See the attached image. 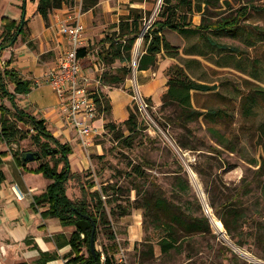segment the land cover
<instances>
[{
  "label": "rangeland",
  "instance_id": "obj_1",
  "mask_svg": "<svg viewBox=\"0 0 264 264\" xmlns=\"http://www.w3.org/2000/svg\"><path fill=\"white\" fill-rule=\"evenodd\" d=\"M93 2L87 0L88 5ZM263 5L264 0H221L217 7L208 9L204 19L215 23L247 6L248 15L235 31H208L207 35L221 48L212 47L199 33L165 32L178 55L173 59L161 55L158 64L166 66L165 71L179 65L198 84L215 87L205 93L192 92V107L203 113L222 109L226 115L210 125L202 117L182 123L177 106L162 105L164 84L153 96L144 94L140 88L147 108L146 112H140L132 100L129 109L136 113L140 130L129 137L133 140L131 147L117 143L103 127V133L93 138V145L87 150L88 166L67 185V195L73 200L81 198L82 190L88 193L104 187L116 200L106 206V222L97 225L95 249L114 255L115 261L123 254V264L264 263V169L258 130L264 121V106L248 117L241 114L239 107L241 97L248 91L264 88V12L253 9ZM122 6L126 12L129 5ZM133 6L150 11L146 24L156 18L159 8L158 0ZM201 20V14L196 13L192 24L198 26ZM103 25L108 30L113 26L109 17ZM142 43L136 41L132 54L136 49L142 50ZM97 44L98 41L90 49L93 60ZM9 89L13 92V86ZM128 91L133 97L130 87ZM4 103L10 106L7 101ZM101 117L105 118L99 114L98 118ZM115 124L121 126L126 138L128 132L122 122ZM210 127L227 134V140L235 141L237 152L217 145ZM97 146L99 151L95 149ZM17 148L25 153L39 151L29 138L14 145V150ZM134 167L143 172L142 177L133 173ZM176 177L187 183V192L180 193L174 188ZM158 198L185 207L192 216H205L209 231L179 230L177 249L162 253L161 225L168 223V219L155 209L143 208V204L153 205ZM111 209L116 210L115 216H111ZM122 211L126 212L123 216ZM212 218L221 222L222 231ZM112 235L114 240L110 239ZM83 252L86 255L85 249Z\"/></svg>",
  "mask_w": 264,
  "mask_h": 264
},
{
  "label": "trees",
  "instance_id": "obj_2",
  "mask_svg": "<svg viewBox=\"0 0 264 264\" xmlns=\"http://www.w3.org/2000/svg\"><path fill=\"white\" fill-rule=\"evenodd\" d=\"M147 0H130L129 4L144 3ZM221 0H161L156 18H154L148 29L145 30L146 20L150 11L128 6L127 13L119 17L116 25L106 32L104 37L97 44L96 59L101 65L102 73L99 77V88L94 92L92 98L97 108L98 115H104V129L108 130L114 136L117 143L126 144L130 148L133 140L130 136H135L140 130V123L133 109H129L128 117L122 121L124 129L128 136L124 138L121 126L115 122L107 120L111 112V103L109 98L102 93L101 88H120L126 79L132 74L131 60L132 51L136 41L142 38V54L137 61L136 72L147 71L156 67L158 57L163 55L168 58H176L177 52L170 45L165 37L167 30L178 32L179 34L199 33L200 38L208 42L212 47L221 48L208 35L211 32H228L235 31L240 22L248 15L247 6L236 11L235 15L213 23L206 21L208 9L215 8ZM98 0H94L92 5L87 4V0L82 1L81 11H87L97 5ZM229 5L227 1L224 2ZM75 0H38L36 13L41 17L46 25L49 22V16L55 10L63 7L72 8ZM251 7V6H250ZM264 12L262 7H253ZM201 14V23L198 26L192 24L194 14ZM2 33L0 34V142L7 146L16 145L27 138L39 149L41 155L40 161L35 168H28L27 163L22 157L25 152L18 150L11 151L17 166L24 172L41 174L49 184L46 190L39 196L33 198L34 206H45L40 215L42 218L58 219L63 227H74L75 230L67 241H61L63 236L56 238L57 248L70 246V253L66 264H117L114 255H108L105 252L95 249L91 252L90 235L91 228L87 230L88 239L85 241L82 231L76 227L77 222L89 217L96 224L94 234L95 242L97 241V225L106 222L107 216L105 209L107 205L115 203L113 194H109L107 189L101 188L86 193L82 190L81 198L73 200L67 195V185L69 181L78 179V173L71 170L69 155L72 149L68 144L60 143L48 131L46 122L38 119L30 112L19 107L17 97L27 95L31 91L32 82L24 79L21 74L13 68H10L11 60L2 64V53L12 47L19 35L24 32L26 21L13 22L7 18H2ZM90 53V48H82L77 52L79 59L85 58ZM119 64V66H116ZM167 83L166 91L161 95L162 105H175L179 108V121L182 123L191 122L203 118L207 124L220 122L225 117L224 110L210 109L207 112H199L192 107V92L205 93L213 91L215 87H209L198 84L189 78L183 67L173 65L166 71ZM9 86H13V92ZM7 101L10 106L4 102ZM263 102V104H261ZM264 106V88L260 87L241 97L239 107L241 114L248 117L257 112L260 107ZM260 146L263 150L261 156L262 169H264V121L258 126ZM209 132L215 139V143L222 148L234 153L237 152L235 141L227 140V134L220 133L214 127L209 128ZM229 135V134H228ZM234 135V134H233ZM234 135V139H236ZM191 149V148H190ZM47 150H56L47 154ZM8 152H0V183L5 180L2 171L3 160ZM257 163L256 161H251ZM133 173L142 177L141 170L134 167ZM174 188L180 192L188 191V185L185 181L175 178ZM118 192V190H117ZM264 192V191H263ZM118 194V193H116ZM103 197H106L104 200ZM143 208L156 210L168 219V223L161 225L164 231V237L160 240L159 246L162 253H168L177 249L178 236L177 232L183 229L188 232L203 233L209 231L208 219L205 216H192L187 213L185 207L179 206L166 198H158L152 205L150 202L143 204ZM188 210V209H187ZM91 212L93 214H91ZM125 211L120 213L125 215ZM111 216L116 215V210L111 209ZM160 220H157V223ZM110 239L114 240L112 235ZM85 249L86 255L83 252ZM58 255L54 253H40V262L46 263L57 259Z\"/></svg>",
  "mask_w": 264,
  "mask_h": 264
},
{
  "label": "crops",
  "instance_id": "obj_3",
  "mask_svg": "<svg viewBox=\"0 0 264 264\" xmlns=\"http://www.w3.org/2000/svg\"><path fill=\"white\" fill-rule=\"evenodd\" d=\"M111 1L117 3L111 5ZM37 2L38 0H0V34L3 30L2 18L17 23L26 21L24 32L18 36L12 47L2 53V64L11 60L10 68L32 82L31 91L17 97L19 107L44 120L53 137L71 147L72 153L68 157L71 170L80 173L89 164L88 149L81 147L74 132L63 123L57 109V97L44 82V74L56 66L60 53L68 47L66 39L59 31V25L61 22H72L78 17L85 27L83 48L91 49L96 41L99 42L110 31L105 29L103 22L109 17L111 24L116 25L119 17L127 13L122 4L134 6L129 4V0H98L97 5L84 12L76 6H65L53 11L46 25L36 13ZM90 53L82 59V65L93 77L99 69L97 59L93 60ZM165 68L166 66L158 64L157 61L154 69L137 72V82L144 94H158L162 84L166 88ZM128 83L127 80L121 88H101L111 103L108 118L111 122H122L128 117L132 104ZM104 123L102 117L96 119L94 126L97 128V135L103 133ZM95 149L99 151V146ZM11 151H15L14 145L7 146L0 142V152H8L2 165L5 180L0 183V264H66L70 246L57 248L56 238L64 237L58 240L59 243L67 241L75 228L63 227L55 218L41 217L40 213L46 207H33V198L46 190L49 181L41 174L22 171ZM27 167L33 169L36 166L28 164ZM41 252H56L58 257L41 263Z\"/></svg>",
  "mask_w": 264,
  "mask_h": 264
},
{
  "label": "built area",
  "instance_id": "obj_4",
  "mask_svg": "<svg viewBox=\"0 0 264 264\" xmlns=\"http://www.w3.org/2000/svg\"><path fill=\"white\" fill-rule=\"evenodd\" d=\"M82 1L75 0L74 6L78 7L80 11ZM160 5L161 0H158V7ZM78 19L76 17L72 22L60 23L59 31L66 39L68 47L60 53L56 66L44 74V82L51 87L57 97V109L63 123L74 132L81 147L88 149L93 144V138L98 134L97 128L94 126L98 113L92 95L100 86L99 77L103 70L97 62L99 71L92 77L84 70L82 59L77 56L78 50L83 48L85 32L84 25ZM150 23L146 24L145 30L148 29ZM140 40L142 41V38H139ZM141 54L142 50L139 51V49H136L132 54V74L128 78V82L133 91L132 100L137 109L140 112H146L147 104L136 78L137 61ZM116 263H124L123 254L116 260Z\"/></svg>",
  "mask_w": 264,
  "mask_h": 264
},
{
  "label": "water",
  "instance_id": "obj_5",
  "mask_svg": "<svg viewBox=\"0 0 264 264\" xmlns=\"http://www.w3.org/2000/svg\"><path fill=\"white\" fill-rule=\"evenodd\" d=\"M52 152L56 153V150H47V154H51ZM23 161L27 164L32 162H38L41 159V155L38 152H26L23 154L22 157ZM76 227L82 231V236L86 241L87 237V230L91 228V235H90V248L91 252L95 253V239L94 234L96 231V224L89 218L85 217L83 220L77 222Z\"/></svg>",
  "mask_w": 264,
  "mask_h": 264
},
{
  "label": "bare ground",
  "instance_id": "obj_6",
  "mask_svg": "<svg viewBox=\"0 0 264 264\" xmlns=\"http://www.w3.org/2000/svg\"><path fill=\"white\" fill-rule=\"evenodd\" d=\"M213 224L216 226V228L220 231H222V224L218 219L212 218Z\"/></svg>",
  "mask_w": 264,
  "mask_h": 264
}]
</instances>
